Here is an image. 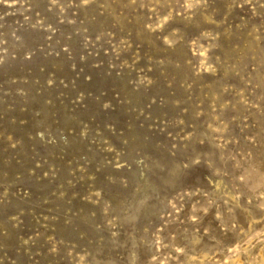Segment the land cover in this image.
Wrapping results in <instances>:
<instances>
[{
  "label": "rangeland",
  "instance_id": "obj_1",
  "mask_svg": "<svg viewBox=\"0 0 264 264\" xmlns=\"http://www.w3.org/2000/svg\"><path fill=\"white\" fill-rule=\"evenodd\" d=\"M261 256L264 0H0V264Z\"/></svg>",
  "mask_w": 264,
  "mask_h": 264
},
{
  "label": "bare ground",
  "instance_id": "obj_2",
  "mask_svg": "<svg viewBox=\"0 0 264 264\" xmlns=\"http://www.w3.org/2000/svg\"><path fill=\"white\" fill-rule=\"evenodd\" d=\"M260 254L262 255V253H260ZM239 259H240V257L237 258V260H234L233 262L231 261L232 264H236V262H240ZM260 261H261L262 264H264V256H261Z\"/></svg>",
  "mask_w": 264,
  "mask_h": 264
}]
</instances>
